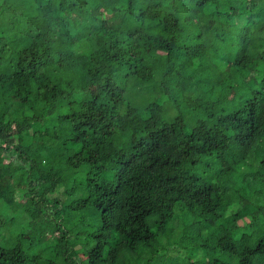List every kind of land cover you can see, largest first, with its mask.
Here are the masks:
<instances>
[{
  "label": "trees",
  "instance_id": "1",
  "mask_svg": "<svg viewBox=\"0 0 264 264\" xmlns=\"http://www.w3.org/2000/svg\"><path fill=\"white\" fill-rule=\"evenodd\" d=\"M222 1L0 0V264H264V0Z\"/></svg>",
  "mask_w": 264,
  "mask_h": 264
},
{
  "label": "rangeland",
  "instance_id": "2",
  "mask_svg": "<svg viewBox=\"0 0 264 264\" xmlns=\"http://www.w3.org/2000/svg\"><path fill=\"white\" fill-rule=\"evenodd\" d=\"M219 4L221 5V6H225L226 4H228V2H223L222 0H219ZM261 24H263V22H261ZM209 37H207L206 38V40H208L210 37H211V35H208ZM28 38H26L25 36H21V37H18V38H13L10 42H9V45L11 46V47H13V48H17V49H22V48H24L25 46H27L28 45V40H27ZM253 76V73L252 72H247V74H246V80H248V78H250V77H252ZM232 97H234L233 95H232ZM155 98V97H154ZM155 101H158V99H155ZM159 102L162 104V106H167V103L165 102V100L164 99H160L159 100ZM16 206H20V203L18 202V203H16ZM84 216H85V218L86 219H88V218H90L89 217V215L87 214V213H85L84 214ZM6 223V222H5ZM1 228L3 229V231L5 232V231H8L9 232V230H13L12 229V226L11 227H5L4 226V224L1 226ZM13 236V235H12ZM4 241L7 243V245H8V243L9 244H12L13 243V239L12 240H3L1 237H0V244H2V243H4ZM4 245V244H3ZM161 245H162V247L163 248H166L167 246H169L168 245V243H167V241L165 240V239H163V241H162V243H161ZM77 247H78V249H79V251H77V253L78 252H80L82 249H83V247L81 246V244L80 243H78L77 244ZM91 247V246H90ZM89 247V248H90ZM83 251V250H82ZM224 257H221V260H223V261H225V262H227L228 264H235L236 263V261L235 260H233V259H231L229 256H227V255H223ZM84 258H86L84 255L82 256H80L79 257V259H84ZM121 260H120V258H119V256L117 257V259H116V262L119 264V262H120ZM210 263V262H209ZM208 263V264H209ZM195 264H204V263H202V262H196Z\"/></svg>",
  "mask_w": 264,
  "mask_h": 264
}]
</instances>
